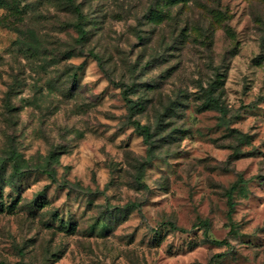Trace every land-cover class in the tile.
<instances>
[{
  "label": "rangeland",
  "instance_id": "obj_1",
  "mask_svg": "<svg viewBox=\"0 0 264 264\" xmlns=\"http://www.w3.org/2000/svg\"><path fill=\"white\" fill-rule=\"evenodd\" d=\"M74 1L0 6V264H264V0Z\"/></svg>",
  "mask_w": 264,
  "mask_h": 264
},
{
  "label": "trees",
  "instance_id": "obj_2",
  "mask_svg": "<svg viewBox=\"0 0 264 264\" xmlns=\"http://www.w3.org/2000/svg\"><path fill=\"white\" fill-rule=\"evenodd\" d=\"M3 0H0V6L3 5ZM58 3L63 6L66 10H69L73 13V15L76 18V22L74 24V29L79 35L80 42L85 41L87 39V30H85L86 20L84 15L81 12L80 6L75 3L74 0H57ZM34 35L32 34V38ZM35 48V47H33ZM97 61H99V57L97 55L93 56ZM222 85V81L220 79H215L211 84L208 86V88L203 90V107L216 110L218 111L222 117L226 115V110L223 106V103L221 101L222 92L220 90ZM138 92L137 86H125L122 91V98L124 102L126 103L127 111H128V121L130 125L134 128V131L143 139V142L147 146V155L144 158L142 162L138 164V179L137 184L139 187H145L144 184L140 182V179L143 176V172L146 166H148L152 160L154 159V137L155 133L151 132L150 128L146 125L140 124L137 120H134L133 117L146 110V104L144 101H138L131 99V95L136 94ZM6 101L10 103V98L7 97ZM240 137V136H239ZM241 138V137H240ZM9 161L11 162V173L9 175V178L16 179L21 177L23 175V171L21 170L20 164H19V157L16 155V153L12 150L10 152ZM5 167L0 164V189L1 184L5 182L7 179L4 178ZM239 183H242V181H239ZM238 182H236L234 185L231 186V188L227 191L226 197H227V206H228V212L227 217L228 220L231 222V214L233 212L234 203L232 202V195L237 190V187L239 185ZM137 204H128L123 208L124 211H131L137 209ZM121 213V209L116 208L114 214L118 215ZM168 227L171 230L184 232V230L177 228L174 224L168 223ZM200 227L204 229L205 239H207L210 243H212L215 246H229V243L226 240L223 241H214L209 240L206 236L209 228V224L207 222H201L198 224ZM102 228H105L106 225L102 224ZM232 226V223H231ZM233 227V226H232Z\"/></svg>",
  "mask_w": 264,
  "mask_h": 264
}]
</instances>
